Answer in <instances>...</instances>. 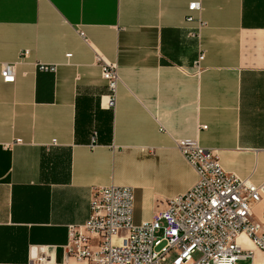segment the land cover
<instances>
[{
  "label": "crops",
  "instance_id": "obj_1",
  "mask_svg": "<svg viewBox=\"0 0 264 264\" xmlns=\"http://www.w3.org/2000/svg\"><path fill=\"white\" fill-rule=\"evenodd\" d=\"M194 1L202 7L187 22ZM101 61L120 80L112 109ZM5 64L0 264H85L65 245L95 189L131 188L133 223L149 221L196 181L176 140L264 182V0H0ZM253 220L264 224V196Z\"/></svg>",
  "mask_w": 264,
  "mask_h": 264
},
{
  "label": "built area",
  "instance_id": "obj_2",
  "mask_svg": "<svg viewBox=\"0 0 264 264\" xmlns=\"http://www.w3.org/2000/svg\"><path fill=\"white\" fill-rule=\"evenodd\" d=\"M201 7L200 1L190 3L186 21H194ZM202 60L200 53L193 66L199 69ZM101 62L109 91L106 107L112 109L120 82L117 67ZM40 70L52 72L54 67L40 66ZM0 77L12 83L14 66L2 65ZM175 144L195 170L194 184L140 224L132 220L131 188L95 189L88 220L68 227V256L85 264H237L246 259L254 264L252 250L243 248L238 239L244 235L264 253V224L253 220V208L264 196V182L255 185L225 173L213 152L195 139Z\"/></svg>",
  "mask_w": 264,
  "mask_h": 264
},
{
  "label": "bare ground",
  "instance_id": "obj_3",
  "mask_svg": "<svg viewBox=\"0 0 264 264\" xmlns=\"http://www.w3.org/2000/svg\"><path fill=\"white\" fill-rule=\"evenodd\" d=\"M239 239L246 240V238H245L244 235H241V236L239 237Z\"/></svg>",
  "mask_w": 264,
  "mask_h": 264
}]
</instances>
